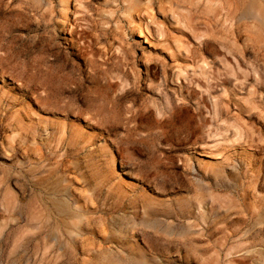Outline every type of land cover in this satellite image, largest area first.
<instances>
[{
    "label": "rangeland",
    "instance_id": "obj_1",
    "mask_svg": "<svg viewBox=\"0 0 264 264\" xmlns=\"http://www.w3.org/2000/svg\"><path fill=\"white\" fill-rule=\"evenodd\" d=\"M0 264H264V0H0Z\"/></svg>",
    "mask_w": 264,
    "mask_h": 264
},
{
    "label": "bare ground",
    "instance_id": "obj_2",
    "mask_svg": "<svg viewBox=\"0 0 264 264\" xmlns=\"http://www.w3.org/2000/svg\"><path fill=\"white\" fill-rule=\"evenodd\" d=\"M142 37H143V32L140 33V38H142ZM145 38H146V37H145Z\"/></svg>",
    "mask_w": 264,
    "mask_h": 264
}]
</instances>
